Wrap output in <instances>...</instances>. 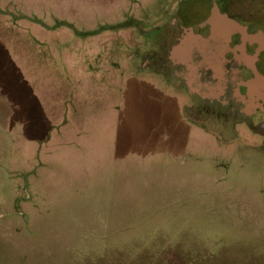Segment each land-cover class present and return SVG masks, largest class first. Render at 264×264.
I'll list each match as a JSON object with an SVG mask.
<instances>
[{
  "label": "rangeland",
  "instance_id": "374dc122",
  "mask_svg": "<svg viewBox=\"0 0 264 264\" xmlns=\"http://www.w3.org/2000/svg\"><path fill=\"white\" fill-rule=\"evenodd\" d=\"M209 1L0 0V264H264L263 117L168 73Z\"/></svg>",
  "mask_w": 264,
  "mask_h": 264
},
{
  "label": "flooded vegetation",
  "instance_id": "af4514ba",
  "mask_svg": "<svg viewBox=\"0 0 264 264\" xmlns=\"http://www.w3.org/2000/svg\"><path fill=\"white\" fill-rule=\"evenodd\" d=\"M183 22L175 18L169 75L177 81L176 71L185 67L193 76L190 83L203 81L195 85L203 94L194 96L202 106L213 108L212 113L205 109L204 115L213 114L219 122L252 124L253 117L264 119V0H210L202 19L194 25ZM163 54L158 60L165 66ZM208 79L215 87L205 83Z\"/></svg>",
  "mask_w": 264,
  "mask_h": 264
}]
</instances>
